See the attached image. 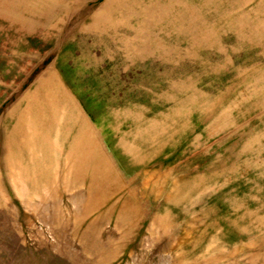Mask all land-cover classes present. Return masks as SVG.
<instances>
[{
    "label": "rangeland",
    "instance_id": "obj_1",
    "mask_svg": "<svg viewBox=\"0 0 264 264\" xmlns=\"http://www.w3.org/2000/svg\"><path fill=\"white\" fill-rule=\"evenodd\" d=\"M0 264H264V0H0Z\"/></svg>",
    "mask_w": 264,
    "mask_h": 264
}]
</instances>
